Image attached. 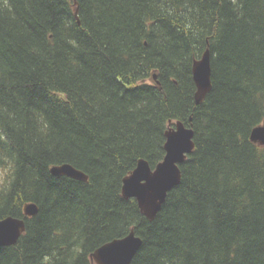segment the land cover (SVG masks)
Masks as SVG:
<instances>
[{"label":"trees","instance_id":"1","mask_svg":"<svg viewBox=\"0 0 264 264\" xmlns=\"http://www.w3.org/2000/svg\"><path fill=\"white\" fill-rule=\"evenodd\" d=\"M176 121L194 148L150 222L122 179ZM263 123L264 0H0V220L25 222L0 264H92L131 229L130 264H264ZM63 163L88 180L50 174Z\"/></svg>","mask_w":264,"mask_h":264},{"label":"water","instance_id":"2","mask_svg":"<svg viewBox=\"0 0 264 264\" xmlns=\"http://www.w3.org/2000/svg\"><path fill=\"white\" fill-rule=\"evenodd\" d=\"M210 54L206 49L192 64V79L195 85L194 103L199 105L212 88ZM156 76L153 75L155 80ZM164 157L153 169L144 159H139L132 172L122 179L121 195L124 199H134L142 216L152 222L168 192L181 180L179 166L192 153L194 131L182 122H176L174 128L164 133ZM252 142L264 145V125L253 128L250 133ZM53 176H65L73 180L86 182L88 177L72 165L64 163L53 165L49 170ZM38 208L34 203L23 206L24 217H33ZM25 231L22 218L7 216L0 220V247L14 246ZM142 240L134 230L122 238L113 239L96 249L91 255L95 264H130L141 247Z\"/></svg>","mask_w":264,"mask_h":264},{"label":"bare ground","instance_id":"3","mask_svg":"<svg viewBox=\"0 0 264 264\" xmlns=\"http://www.w3.org/2000/svg\"><path fill=\"white\" fill-rule=\"evenodd\" d=\"M209 61H210V60H209ZM194 93H195V92H194ZM179 122H180V121H179ZM263 146H264V145H263ZM63 164H64V163H63ZM67 164H69V163H67ZM74 168H75V167H74ZM179 169H180V167H179ZM78 170H79V169H78ZM80 171H81V170H80ZM82 172H83V171H82ZM83 173H84V172H83ZM84 174H85V173H84ZM87 177H88V176H87ZM121 238H122V237H121ZM111 241H112V240H111ZM108 242H110V241H108ZM108 242H106V243H108ZM104 244H105V243H104ZM102 245H103V244H102ZM102 245H100V246H102ZM100 246H99V247H100ZM99 247H97L96 249H98ZM96 249H95V250H96ZM95 250H93V251L91 252V254H92ZM91 254H90V255H91ZM90 260H91L92 264H95V262L92 261L91 257H90Z\"/></svg>","mask_w":264,"mask_h":264},{"label":"rangeland","instance_id":"4","mask_svg":"<svg viewBox=\"0 0 264 264\" xmlns=\"http://www.w3.org/2000/svg\"><path fill=\"white\" fill-rule=\"evenodd\" d=\"M173 124H174V123H173ZM173 124H172V125H173ZM0 179H1V172H0Z\"/></svg>","mask_w":264,"mask_h":264}]
</instances>
